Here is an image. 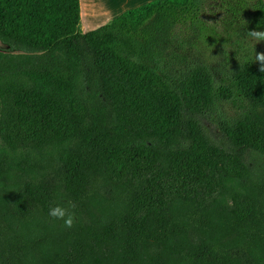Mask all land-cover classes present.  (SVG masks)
Listing matches in <instances>:
<instances>
[{
	"label": "trees",
	"instance_id": "obj_1",
	"mask_svg": "<svg viewBox=\"0 0 264 264\" xmlns=\"http://www.w3.org/2000/svg\"><path fill=\"white\" fill-rule=\"evenodd\" d=\"M250 30L264 0H0V264H264Z\"/></svg>",
	"mask_w": 264,
	"mask_h": 264
},
{
	"label": "crops",
	"instance_id": "obj_2",
	"mask_svg": "<svg viewBox=\"0 0 264 264\" xmlns=\"http://www.w3.org/2000/svg\"><path fill=\"white\" fill-rule=\"evenodd\" d=\"M152 1L155 0H80L81 25L85 28L84 30L101 28L122 13Z\"/></svg>",
	"mask_w": 264,
	"mask_h": 264
},
{
	"label": "clouds",
	"instance_id": "obj_3",
	"mask_svg": "<svg viewBox=\"0 0 264 264\" xmlns=\"http://www.w3.org/2000/svg\"><path fill=\"white\" fill-rule=\"evenodd\" d=\"M248 36L258 42H264V31L250 30ZM255 59L260 65V71H264V52H257ZM74 209L75 205L72 203H69L67 207L57 204L49 208L48 214L55 220H62L66 228H71L76 220Z\"/></svg>",
	"mask_w": 264,
	"mask_h": 264
},
{
	"label": "rangeland",
	"instance_id": "obj_4",
	"mask_svg": "<svg viewBox=\"0 0 264 264\" xmlns=\"http://www.w3.org/2000/svg\"><path fill=\"white\" fill-rule=\"evenodd\" d=\"M98 28L97 27L96 28H87V29H91V30H84L85 28H83V26L81 25V31L83 33H87L89 31H93V30L98 29ZM8 50H9L8 46L0 41V51L7 52ZM236 110L237 109L235 107L231 106L230 113L234 114L236 112ZM210 129H211L212 132H217L215 126H210Z\"/></svg>",
	"mask_w": 264,
	"mask_h": 264
}]
</instances>
